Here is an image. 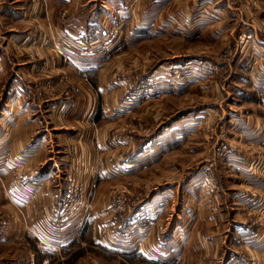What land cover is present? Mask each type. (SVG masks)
<instances>
[{
  "label": "rangeland",
  "instance_id": "1",
  "mask_svg": "<svg viewBox=\"0 0 264 264\" xmlns=\"http://www.w3.org/2000/svg\"><path fill=\"white\" fill-rule=\"evenodd\" d=\"M102 1L76 0L67 12L63 0H0V39L22 33L18 55L35 102L116 106L94 123L81 112L64 130L78 133L95 154L138 166L119 178L102 177L99 191L68 175L51 219L70 232L103 198L113 213H107L109 242L120 235L140 242L151 231L168 252L179 247L180 258L193 264L201 245L203 254L211 251L212 235L220 257L239 251L248 263L246 246L264 247V159H258L264 132L255 127L264 123V0H104L107 12ZM72 13L77 23L66 30L62 23ZM83 20L94 23L82 33ZM233 153L249 159L236 163L228 159ZM135 154L144 155L129 160ZM11 164L0 155V264H115L113 249L105 252L93 240H83V249L68 257L49 258L39 255L30 225L26 240L19 239L15 222H24V213L4 192L22 180ZM163 188L171 189L172 206L154 224L137 210ZM131 215H137L134 225ZM235 231L249 240L231 241Z\"/></svg>",
  "mask_w": 264,
  "mask_h": 264
},
{
  "label": "crops",
  "instance_id": "2",
  "mask_svg": "<svg viewBox=\"0 0 264 264\" xmlns=\"http://www.w3.org/2000/svg\"><path fill=\"white\" fill-rule=\"evenodd\" d=\"M63 1L66 3L67 10H65L67 12L73 8L76 2V0ZM102 3L104 0L99 5L101 6L100 9L107 12V5L103 6ZM3 8V5H0V12L3 11ZM136 15L132 11L131 16L135 18ZM72 23H77L73 13L68 15L66 22L63 21L62 24L68 30L70 25H73ZM88 23L82 29L79 28V32L91 30L94 22ZM71 30L77 31L72 28ZM10 33L6 32L5 34H8L6 38L0 39V75H6L3 78L0 100V155L10 159L12 169L15 166L21 170L22 180L20 184L15 187L14 191L11 190L10 185L4 190L8 202L20 207L24 213V222H15L19 239L26 240L29 233L26 231L25 224H28L32 228L34 237L31 239L34 240L36 249L38 247L39 255L43 257H68L74 250L83 249L80 243L89 239L102 246L105 252H108V248L113 249L109 252L113 254L115 264H121V260L122 264H128L127 262L130 264H142L143 262L153 264L154 261L159 264L177 263L178 261L180 264H185L183 258H180L182 251L179 247L168 252L164 246L165 240L161 241L159 238L151 237L153 234L151 231H147L146 237L140 242L136 241L134 237L129 242H124L122 235H120L121 238H116L114 243L109 242L105 231L109 228L107 224L109 220L111 223V217L107 216V213L111 215L112 212L107 199H98L90 208L88 217L81 219L80 224H76L70 232L61 229L58 224H54L51 219L53 217L52 210L60 206V198L67 185L63 184L62 181H66L68 175L78 174L82 179L90 181L89 192L93 191L94 188L99 191L103 189V186L97 182L100 183L102 177L110 178L114 175L115 178H119L123 176V173L138 166L129 168V164H124L125 161H123L122 156L105 155L101 152L95 154L91 144L81 139L78 133L64 130L69 126H74L76 116L81 112L88 113L86 115L87 120L94 123L100 117H107L116 113V106L104 105V103L85 104L75 101H72L71 104V100L68 99L62 101L61 104H54V100L42 103L35 102L31 96L32 88L27 85L26 74L22 71L24 68L22 65L26 62L18 55L25 46L22 33L20 31H10ZM262 48H264V44H262ZM61 60L60 57L58 61ZM88 60V58L84 59L83 63H87ZM11 69L13 70L11 71ZM91 71L92 69L88 70V73ZM88 73L83 72L81 76L80 74L78 76L82 79ZM255 127L261 128L264 132V123ZM169 129L170 127H168ZM258 140L263 141L262 144H264V135L258 137ZM96 149L104 151L100 139H96ZM140 155L144 154L131 155L132 158L129 160L137 159L139 161ZM247 156L244 153H233V156L228 159L238 163L239 160L249 159ZM258 159L261 161L264 159V155L263 157L258 156ZM232 165L234 166V164ZM140 169L138 168L136 172ZM170 192V188H163L160 195L152 194L148 200L139 206L137 212H144V217L153 220H149L151 223L155 224L161 221L162 211L172 206V201L169 199ZM136 216L131 215L130 217L131 224L135 221L132 225L137 222ZM175 221L179 222L178 217ZM90 225L93 230L87 235ZM137 232L138 228L135 226L133 234H137ZM234 233L236 235H231V241L245 239V236L242 235L244 233L241 232V236L236 231ZM207 239L211 241V251L203 254L204 249L201 245L200 258L195 259L193 264H211V262L214 264L216 258L224 260L225 263L223 264H264V247L262 246L255 248L246 246L248 249L247 263L244 255L242 257L238 255L239 251H232L233 253H230L229 257H225V255L220 257L217 253V243L213 248V236L211 235ZM245 240H249V238ZM177 248H179L178 251ZM205 256L206 258H204Z\"/></svg>",
  "mask_w": 264,
  "mask_h": 264
}]
</instances>
